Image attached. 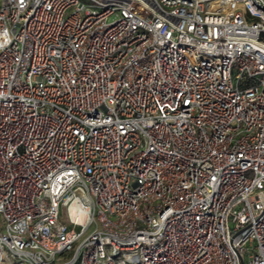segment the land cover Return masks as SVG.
I'll list each match as a JSON object with an SVG mask.
<instances>
[{"label":"built area","instance_id":"2783aa9c","mask_svg":"<svg viewBox=\"0 0 264 264\" xmlns=\"http://www.w3.org/2000/svg\"><path fill=\"white\" fill-rule=\"evenodd\" d=\"M0 264H264V0H0Z\"/></svg>","mask_w":264,"mask_h":264},{"label":"bare ground","instance_id":"6f19581e","mask_svg":"<svg viewBox=\"0 0 264 264\" xmlns=\"http://www.w3.org/2000/svg\"><path fill=\"white\" fill-rule=\"evenodd\" d=\"M75 217H76L78 220H83L84 215H83L82 213H76Z\"/></svg>","mask_w":264,"mask_h":264}]
</instances>
